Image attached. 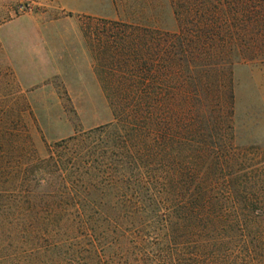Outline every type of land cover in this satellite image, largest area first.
I'll return each instance as SVG.
<instances>
[{"label":"trees","instance_id":"16d2710c","mask_svg":"<svg viewBox=\"0 0 264 264\" xmlns=\"http://www.w3.org/2000/svg\"><path fill=\"white\" fill-rule=\"evenodd\" d=\"M171 4L175 32L104 18L111 121L43 156L0 128V264L259 263L264 173L234 142L233 65L264 61V0Z\"/></svg>","mask_w":264,"mask_h":264},{"label":"rangeland","instance_id":"374dc122","mask_svg":"<svg viewBox=\"0 0 264 264\" xmlns=\"http://www.w3.org/2000/svg\"><path fill=\"white\" fill-rule=\"evenodd\" d=\"M84 1L0 0V128L42 156L48 143L113 117L102 83L113 33L104 18L75 9ZM118 1L125 11L112 20L178 30L171 0ZM233 78L234 142L253 172L264 173V61L237 62ZM256 244L264 264V240Z\"/></svg>","mask_w":264,"mask_h":264},{"label":"crops","instance_id":"0c3cea01","mask_svg":"<svg viewBox=\"0 0 264 264\" xmlns=\"http://www.w3.org/2000/svg\"><path fill=\"white\" fill-rule=\"evenodd\" d=\"M83 1V0H80ZM94 4H99L100 9L102 10L101 13H91L89 8L93 7ZM118 0H85L84 2H80L79 6H76L75 9L81 12H85L88 15H94L102 18H117L120 17V13L125 10L120 8ZM106 5V8H105ZM122 10V11H121ZM121 11V12H120Z\"/></svg>","mask_w":264,"mask_h":264}]
</instances>
